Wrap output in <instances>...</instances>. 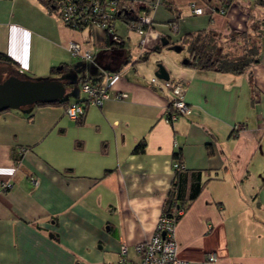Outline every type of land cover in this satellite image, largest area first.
I'll list each match as a JSON object with an SVG mask.
<instances>
[{
	"label": "crops",
	"instance_id": "1",
	"mask_svg": "<svg viewBox=\"0 0 264 264\" xmlns=\"http://www.w3.org/2000/svg\"><path fill=\"white\" fill-rule=\"evenodd\" d=\"M130 1L139 15L154 4L144 43L122 20L128 28L114 27L117 44L98 26L66 27L41 0H0V53L14 62L0 63L13 67L10 75L60 79L70 104L86 98L82 82L116 75L111 98L89 105L79 121L65 105L0 113V185L12 183L0 189V264H115L123 244L138 260L136 246L164 213L179 150L184 199L201 187L176 225L179 256L190 264H264V0H235L224 13L208 12L223 9L221 0ZM191 4L206 12L195 15ZM205 29L222 37L256 29L260 61L236 74L167 52ZM71 41L94 59L74 57ZM159 59L186 82L191 113L174 122L165 119L171 95L155 75ZM120 92L128 97L115 99ZM143 139L144 151L135 152Z\"/></svg>",
	"mask_w": 264,
	"mask_h": 264
},
{
	"label": "built area",
	"instance_id": "2",
	"mask_svg": "<svg viewBox=\"0 0 264 264\" xmlns=\"http://www.w3.org/2000/svg\"><path fill=\"white\" fill-rule=\"evenodd\" d=\"M58 8L59 20L67 27L71 28H87L98 26L108 33H113L115 43H122V39L115 34L114 27L117 22L119 8L124 0H53ZM192 11L195 15H201L206 12L203 7L191 4ZM222 13L224 9L220 10ZM208 12H215L213 8H208ZM139 22L132 25V28L142 36L141 42H145L147 30L152 25V17L150 14H143L138 17ZM176 30V28H174ZM68 49L74 57L93 60L92 53L85 51L82 44L71 41ZM106 79L102 84H95L89 81L82 83L83 92L86 98L80 102L70 104L66 109V115L74 120L79 121L89 105L102 106L104 102L111 98L110 81L116 76L114 73L103 71ZM153 83L158 82L155 77ZM163 88L171 95L168 111L165 119L167 122H174L179 115L191 113V107L185 101L186 82L184 80H176L170 77L163 80ZM128 94L120 92L115 95V99H125ZM264 124V120H263ZM242 125H237L234 132L241 130ZM178 160L174 161L173 167L180 168ZM12 186L10 181H3L0 185L1 191H7ZM185 210L175 207L169 214L164 212L159 218L156 230L151 238L136 246L139 256L138 260L128 258L129 248L127 244H123L120 249V259L115 264H190L179 256V248L176 240V225ZM211 261L217 260L214 254L208 258Z\"/></svg>",
	"mask_w": 264,
	"mask_h": 264
},
{
	"label": "trees",
	"instance_id": "3",
	"mask_svg": "<svg viewBox=\"0 0 264 264\" xmlns=\"http://www.w3.org/2000/svg\"><path fill=\"white\" fill-rule=\"evenodd\" d=\"M51 11H58L57 5L53 0H41ZM134 1L124 0L121 3L118 12L117 21L122 20L129 25H136L139 22L137 10L133 4ZM235 0H221L222 8L226 11ZM154 4L145 14H151ZM215 11H220L221 7L213 6ZM59 12V11H58ZM256 24V22L254 23ZM255 28L257 27L254 25ZM67 27V26H66ZM71 28V27H68ZM259 28V27H257ZM256 28V29H257ZM74 30H83L85 28H71ZM254 30L251 34L248 30L243 32H231L225 37L214 30H200L195 33L187 34L181 41V45H187L189 51V64L200 69H212L223 72H231L240 74L249 69L253 64L260 61L261 51V37L262 35L256 34L258 31ZM256 32V33H255ZM161 46L153 51H159ZM147 53L142 56V60L148 58ZM0 61L6 63H14L13 60L0 53ZM24 78V76H19ZM80 102V101H78ZM37 105H65L66 108L70 105L68 98H64L51 102V103H38ZM145 140L143 139L134 149L135 152L141 153L145 149ZM174 161L178 160L180 165L182 153L181 150L176 151L173 156ZM183 165L176 169V177L174 178L172 188L170 190L168 199L166 200L165 210L166 213H171L175 207L184 209L185 211L190 207L192 201L199 194L201 187L192 186L189 199L183 196ZM196 188V191H195ZM182 217V216H181ZM180 217V218H181Z\"/></svg>",
	"mask_w": 264,
	"mask_h": 264
},
{
	"label": "water",
	"instance_id": "4",
	"mask_svg": "<svg viewBox=\"0 0 264 264\" xmlns=\"http://www.w3.org/2000/svg\"><path fill=\"white\" fill-rule=\"evenodd\" d=\"M168 43V40H162V46ZM170 48L177 52L183 50L181 44H173ZM189 62V58L183 60L185 64ZM155 75L165 80L171 77L170 72L162 62L157 63ZM66 91L65 82L60 79L47 78L37 80L11 75L0 83V113L9 109L35 105L40 102L51 103L58 101L66 96Z\"/></svg>",
	"mask_w": 264,
	"mask_h": 264
},
{
	"label": "rangeland",
	"instance_id": "5",
	"mask_svg": "<svg viewBox=\"0 0 264 264\" xmlns=\"http://www.w3.org/2000/svg\"><path fill=\"white\" fill-rule=\"evenodd\" d=\"M264 7V6H263ZM258 8L259 9H261V10H263L264 11V8H262L261 6H259L258 5ZM120 26H124V27H127L126 25H122V23H120V22H116V24H115V31L117 32V28L118 27H120ZM128 28V27H127ZM132 28V27H131ZM132 31V30H131ZM173 32V31H172ZM175 33V32H174ZM136 33H135V31H132V42L135 44L137 41H138V37L135 35ZM111 36H113V33H111L110 34ZM133 46V45H132ZM183 46V50L182 51H180V52H177V51H175V50H170V51H167V52H169L170 53V55L171 56H173V57H175V58H178L179 59V61L181 62V61H183L184 59H186V58H188V56H189V51H188V48H187V45L185 44V45H182ZM162 59V58H161ZM161 59H159V60H156V64L158 63V62H161ZM75 62H77V60H73V63H75ZM179 62V63H180ZM163 63V62H162ZM12 73H14V70H13V67L11 66V65H8V64H4V63H0V83L1 82H3L6 78H7V76L8 75H10V74H12ZM11 76V75H10ZM28 78H31V77H29L28 76ZM105 78V77H104ZM41 78H37V80H40ZM44 79H47V78H44ZM51 79V78H50ZM65 79H67V78H65ZM79 80V79H78ZM77 80V81H78ZM105 81H106V79H105ZM83 83V82H82ZM76 88H77V86H76ZM81 90H83L82 89V84H81ZM86 95V94H85Z\"/></svg>",
	"mask_w": 264,
	"mask_h": 264
}]
</instances>
